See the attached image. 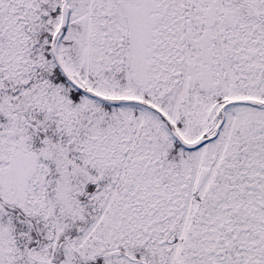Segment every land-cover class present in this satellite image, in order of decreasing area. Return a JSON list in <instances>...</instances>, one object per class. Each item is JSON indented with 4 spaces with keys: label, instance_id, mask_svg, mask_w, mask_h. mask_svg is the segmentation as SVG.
Here are the masks:
<instances>
[{
    "label": "snow or ice",
    "instance_id": "obj_1",
    "mask_svg": "<svg viewBox=\"0 0 264 264\" xmlns=\"http://www.w3.org/2000/svg\"><path fill=\"white\" fill-rule=\"evenodd\" d=\"M0 264H264V0H0Z\"/></svg>",
    "mask_w": 264,
    "mask_h": 264
}]
</instances>
